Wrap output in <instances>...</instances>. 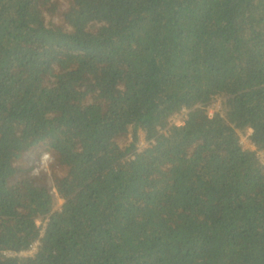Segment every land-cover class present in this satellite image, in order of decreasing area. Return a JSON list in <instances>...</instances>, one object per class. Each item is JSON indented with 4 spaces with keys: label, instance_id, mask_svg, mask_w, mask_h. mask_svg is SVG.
Listing matches in <instances>:
<instances>
[{
    "label": "trees",
    "instance_id": "1",
    "mask_svg": "<svg viewBox=\"0 0 264 264\" xmlns=\"http://www.w3.org/2000/svg\"><path fill=\"white\" fill-rule=\"evenodd\" d=\"M248 130L264 0H0V264H264Z\"/></svg>",
    "mask_w": 264,
    "mask_h": 264
},
{
    "label": "built area",
    "instance_id": "2",
    "mask_svg": "<svg viewBox=\"0 0 264 264\" xmlns=\"http://www.w3.org/2000/svg\"><path fill=\"white\" fill-rule=\"evenodd\" d=\"M208 114L210 117L215 116L216 114H220L222 116L225 115V110L223 107V100L222 97L217 95L215 96L208 104ZM189 109L184 106L180 111L175 112L171 117L170 121L172 123H176L178 125H182L185 123L186 119L189 115ZM251 131L248 130L247 133H242V139L245 142L246 146L250 147L253 150H257V154L261 157L264 161V150L259 149L258 146L251 140L250 138ZM142 144H146L142 142ZM55 162L54 154L49 150H42L39 156L35 159L34 167L32 173L35 175L40 174H49L52 168L53 163ZM37 244L39 241L36 242ZM10 254L14 253L12 250L5 251ZM26 253V252H22Z\"/></svg>",
    "mask_w": 264,
    "mask_h": 264
},
{
    "label": "rangeland",
    "instance_id": "3",
    "mask_svg": "<svg viewBox=\"0 0 264 264\" xmlns=\"http://www.w3.org/2000/svg\"><path fill=\"white\" fill-rule=\"evenodd\" d=\"M141 132H142V135H144L143 131H141ZM38 156H39L38 153H36V152H30V153L28 154V156H27V160H28L29 164H30V165H34V163H35V159H36ZM48 176H49L50 181H52V168H51V171H50V173L48 174ZM51 187H53V186H51Z\"/></svg>",
    "mask_w": 264,
    "mask_h": 264
}]
</instances>
